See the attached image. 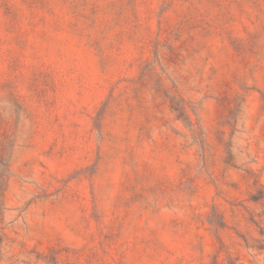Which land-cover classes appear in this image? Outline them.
Masks as SVG:
<instances>
[{"label": "rangeland", "instance_id": "rangeland-1", "mask_svg": "<svg viewBox=\"0 0 264 264\" xmlns=\"http://www.w3.org/2000/svg\"><path fill=\"white\" fill-rule=\"evenodd\" d=\"M0 264H264V0H0Z\"/></svg>", "mask_w": 264, "mask_h": 264}]
</instances>
